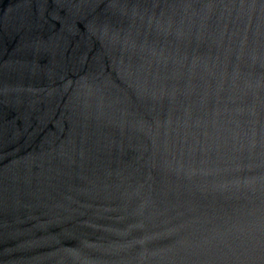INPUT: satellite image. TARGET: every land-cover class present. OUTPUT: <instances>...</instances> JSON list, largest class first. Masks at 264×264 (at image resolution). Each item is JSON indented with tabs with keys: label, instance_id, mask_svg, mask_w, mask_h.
Listing matches in <instances>:
<instances>
[{
	"label": "water",
	"instance_id": "water-1",
	"mask_svg": "<svg viewBox=\"0 0 264 264\" xmlns=\"http://www.w3.org/2000/svg\"><path fill=\"white\" fill-rule=\"evenodd\" d=\"M0 264H264V0H0Z\"/></svg>",
	"mask_w": 264,
	"mask_h": 264
}]
</instances>
